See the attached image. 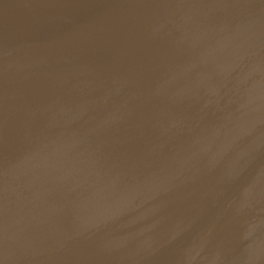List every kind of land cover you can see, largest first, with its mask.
<instances>
[{"label":"water","instance_id":"water-1","mask_svg":"<svg viewBox=\"0 0 264 264\" xmlns=\"http://www.w3.org/2000/svg\"><path fill=\"white\" fill-rule=\"evenodd\" d=\"M0 264H264V0H0Z\"/></svg>","mask_w":264,"mask_h":264}]
</instances>
